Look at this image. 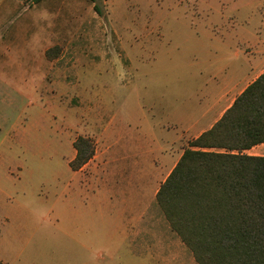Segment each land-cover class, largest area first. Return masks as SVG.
Returning <instances> with one entry per match:
<instances>
[{
	"label": "rangeland",
	"instance_id": "1",
	"mask_svg": "<svg viewBox=\"0 0 264 264\" xmlns=\"http://www.w3.org/2000/svg\"><path fill=\"white\" fill-rule=\"evenodd\" d=\"M263 30L264 0H0V235L13 221L27 234L39 221L32 245L42 264L58 233L52 212L128 204L117 186L104 207L102 185L77 181L69 162L78 136L93 141L95 162L108 153L112 178L129 176L115 153L134 147L137 176L122 187L137 188L142 207L152 176L167 168L153 163L188 147L182 121L202 113L211 76L231 75L240 43ZM100 172L90 164L82 176ZM154 206L167 221L156 194ZM5 249L0 239V256Z\"/></svg>",
	"mask_w": 264,
	"mask_h": 264
},
{
	"label": "trees",
	"instance_id": "2",
	"mask_svg": "<svg viewBox=\"0 0 264 264\" xmlns=\"http://www.w3.org/2000/svg\"><path fill=\"white\" fill-rule=\"evenodd\" d=\"M263 142L264 71L188 142L200 149L184 148L160 184L156 202L198 264H264V156L243 152ZM73 146L76 171L95 148L85 136Z\"/></svg>",
	"mask_w": 264,
	"mask_h": 264
},
{
	"label": "crops",
	"instance_id": "3",
	"mask_svg": "<svg viewBox=\"0 0 264 264\" xmlns=\"http://www.w3.org/2000/svg\"><path fill=\"white\" fill-rule=\"evenodd\" d=\"M264 34V30H263ZM241 50L235 52L237 63L233 66L232 74L218 73L211 76L205 88V95L200 99L202 113L197 117H185L182 121L180 137L185 136L188 141L196 139L202 132L221 117L223 112L231 106L234 99L264 71V35L256 43L246 41L240 43ZM225 67V66H224ZM224 69V68H223ZM222 70V69H221ZM120 140H118L119 142ZM117 142V141H116ZM149 147H154L152 143ZM191 149H200L190 147ZM123 149V148H122ZM115 153L114 166L126 168L129 176L125 178L114 177L109 174L108 167L112 164L107 152H103L100 162H95V156L79 170H72L77 175L80 185L89 181H97L98 201L104 207L117 198V186L126 195L130 194L128 204L120 199L118 212H52L54 220L50 242L53 246L52 256L45 258L42 264H196L192 252L182 242L178 234L172 230L168 222L159 212H155V194L179 160L184 148L176 155L164 156L163 161L158 160L151 166L155 171L162 165L166 170L158 175L152 172L154 178L150 189L144 196L142 207L136 206L133 200L138 195L137 188L122 187L125 181L131 186L135 180L138 166L137 155L133 154L134 147ZM137 149V148H136ZM160 151L164 149L159 146ZM202 150L221 151L224 149L201 148ZM236 152V151H233ZM244 153L255 156H264V142L249 149ZM74 157V152L70 159ZM69 159V160H70ZM97 165L101 172L97 179L84 178V169L88 165ZM93 167V166H91ZM139 173V172H137ZM83 174V176H82ZM158 185V186H156ZM93 197V196H88ZM147 199V201H146ZM82 201L79 200L81 207ZM124 203V204H123ZM33 217L36 218L34 215ZM39 221H34L31 233L27 234L26 226L12 223L7 224L0 237L5 245V255L0 256V264H37V247L32 245L36 237ZM61 233V235H58ZM61 240L59 243L58 241ZM29 253L26 249L30 246ZM56 249H60L56 253Z\"/></svg>",
	"mask_w": 264,
	"mask_h": 264
}]
</instances>
